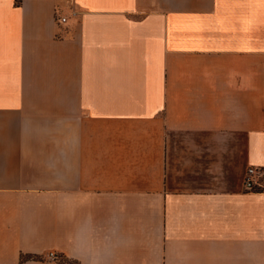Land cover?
<instances>
[{
  "label": "crops",
  "instance_id": "0c3cea01",
  "mask_svg": "<svg viewBox=\"0 0 264 264\" xmlns=\"http://www.w3.org/2000/svg\"><path fill=\"white\" fill-rule=\"evenodd\" d=\"M50 251L264 264V0H0V264Z\"/></svg>",
  "mask_w": 264,
  "mask_h": 264
},
{
  "label": "built area",
  "instance_id": "2783aa9c",
  "mask_svg": "<svg viewBox=\"0 0 264 264\" xmlns=\"http://www.w3.org/2000/svg\"><path fill=\"white\" fill-rule=\"evenodd\" d=\"M61 21H65V17L60 18ZM262 176V170L255 167L250 166L247 168L245 177H244V188L245 190H254L256 189L259 179ZM56 253L53 251H50L46 253L45 258L49 261H53L55 259Z\"/></svg>",
  "mask_w": 264,
  "mask_h": 264
},
{
  "label": "trees",
  "instance_id": "16d2710c",
  "mask_svg": "<svg viewBox=\"0 0 264 264\" xmlns=\"http://www.w3.org/2000/svg\"><path fill=\"white\" fill-rule=\"evenodd\" d=\"M53 263L54 264H79L76 260L68 258L65 255L55 256Z\"/></svg>",
  "mask_w": 264,
  "mask_h": 264
}]
</instances>
